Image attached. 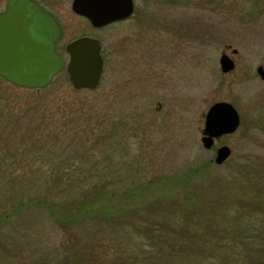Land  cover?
Instances as JSON below:
<instances>
[{
	"label": "rangeland",
	"instance_id": "obj_1",
	"mask_svg": "<svg viewBox=\"0 0 264 264\" xmlns=\"http://www.w3.org/2000/svg\"><path fill=\"white\" fill-rule=\"evenodd\" d=\"M133 2L132 17L100 28L71 2H40L61 26L65 58L76 37L100 41L95 88L74 89L65 69L40 89L0 78V264H242L247 257L252 241L234 240L227 229L264 219V80L256 72L264 68V0ZM226 45L239 53L230 74L218 63ZM221 100L240 124L207 149L204 116ZM221 145L231 153L217 164ZM92 168L100 171L90 177ZM57 169L77 188L60 193ZM101 179L108 202L88 204L96 208L90 213L74 206L65 225L39 207L11 216L28 197H45L61 214L60 204L90 197L88 182ZM125 190L131 194L120 196ZM137 212L165 216L166 237L151 242L136 231Z\"/></svg>",
	"mask_w": 264,
	"mask_h": 264
},
{
	"label": "water",
	"instance_id": "obj_2",
	"mask_svg": "<svg viewBox=\"0 0 264 264\" xmlns=\"http://www.w3.org/2000/svg\"><path fill=\"white\" fill-rule=\"evenodd\" d=\"M133 7V0H73L71 3L72 11L96 28L129 17ZM60 36L59 23L38 3L6 2L0 11V77L18 87L40 89L65 69L74 89L95 88L103 69L99 40L81 36L70 41L65 46L66 61L55 49ZM219 63L223 72L234 66L225 55ZM258 74L264 78L262 67H258ZM239 124V113L230 102H214L204 116L202 145L211 148L215 139L235 132ZM230 153L227 145L217 147L214 162L223 163Z\"/></svg>",
	"mask_w": 264,
	"mask_h": 264
},
{
	"label": "trees",
	"instance_id": "obj_3",
	"mask_svg": "<svg viewBox=\"0 0 264 264\" xmlns=\"http://www.w3.org/2000/svg\"><path fill=\"white\" fill-rule=\"evenodd\" d=\"M2 126H4V122L2 123V121L0 120L1 129H2ZM91 134H92V132H91ZM56 135H58V134L56 133ZM48 139H50L49 136H48ZM48 141H50V144L52 143L54 145V142L57 141V138L50 139ZM100 141H101V139H100ZM83 142H85V140H83ZM94 164H96V163H94ZM89 171H91L89 176L93 177L95 175L94 173H97L100 170H94L92 168ZM0 174H1V172H0ZM58 174H59V171L57 169V170H54L52 175H56L55 184H62V185L65 184L64 187L61 190H59L60 193L61 192H65L66 193L67 191H69L72 188H74V189L77 188V185H78L77 182L72 181L71 178L70 179H66V181H62L61 182L59 180V179H61V176L58 177ZM190 174L191 173H189V175L187 176V179L191 178ZM182 181H184V180H182ZM80 182L84 185L83 182H86V181H80ZM185 183L187 185L190 182L187 181ZM87 185L88 186L85 187L84 192L88 193L89 194L88 196H90V197L87 198V195L81 196L80 199L78 200V202L77 201L75 203L72 202L73 207L70 206V204H71L70 201L71 200L70 201L66 200V202H64V205L60 204V208L63 210V212L61 214H60V211H58L54 205H52L51 203H47L46 202L45 197H44V199H39V198H36V197H28L26 199H22L21 198V200L18 203L19 206H20L19 209H17L16 206L14 207V205L11 206V210L14 209L13 211H15V213H13L11 216H15L18 213H20V211H22L24 209V208H21V207H24V206H28V207H25V208H30L31 206L39 207V208H42L44 211L48 212L50 217L55 222H57L60 225H65L66 221L63 219L62 216H66L65 214L72 213L71 210L72 209L75 210L76 206H78V210L81 211L82 213L83 212L84 213H90V212L94 211L96 208H88V207H86L88 204H90V203L92 204V203H96V202H98V204H99L102 201V199L104 200V202L101 203V204H104V203L106 204L108 202V199H105L107 197V195H108L107 194V190L105 189L107 187V185H108V182L106 180H104V179L95 180L92 183L88 182ZM147 185H149V183H147ZM36 191H38V190H35V192ZM26 193L29 194V192H26ZM130 194H131V192H128L127 190H125L122 194H120V196H129ZM20 195L23 196V195H25V193L24 194H20ZM70 199H73V198H70ZM24 200H28V201L25 202ZM127 200H128V197H125V198L122 199L124 204H126ZM32 201L33 202L35 201V202L32 204ZM98 204H93V205L98 206ZM99 206H101V205H99ZM187 214L189 215V213H187ZM158 215H160V214L157 213V214H151V215H149L147 217H142V216L138 215V212L135 214V218H136L134 220L135 223L133 222V226H134L135 230L140 232V233H142V234L145 233L147 235L145 237H147L148 240L151 241V242H152V240L155 237H157V238L166 237L165 236L166 232L162 229V226L160 225V221H159V220L165 221L163 219H166V217L162 216L163 219L162 218L159 219L160 217H158ZM6 217H8V216L6 215ZM3 218H4V216H3ZM150 218H152L154 220L150 221ZM136 221L138 222L137 224H136ZM0 222H1V220H0ZM143 222H144V226H142ZM1 224H3V223H1ZM68 224H72V223L69 222ZM227 230H228V232H230L232 234V236L234 237V240L247 239L249 241H252L251 242L252 245H250V246L249 245H244L246 247V250H245L246 252L245 253H246L247 257H243L242 258L244 260V262L242 264H264V219H260L259 221H255L253 223V225L248 224V227L243 228V229H236L235 231H231L229 229H227ZM222 231H223V228L219 227L218 231L216 233H220ZM221 235H222V238H225V233H223ZM151 242H150V244H151ZM235 246H238V245L235 244ZM172 248H174L173 245H171V249ZM158 252H160V248H159ZM235 255H236L237 260H238V258H240V257L238 256V252L237 251H235ZM92 261L93 262L91 264H95L96 263V258H94V260H92Z\"/></svg>",
	"mask_w": 264,
	"mask_h": 264
},
{
	"label": "flooded vegetation",
	"instance_id": "obj_4",
	"mask_svg": "<svg viewBox=\"0 0 264 264\" xmlns=\"http://www.w3.org/2000/svg\"><path fill=\"white\" fill-rule=\"evenodd\" d=\"M9 0H3L2 2H4V5H3V7L0 9V11H2V10H4V8H5V4H6V2H8ZM24 0H20V2H23ZM33 2H36V3H38L40 6H42L43 8H45L47 11H49L52 15H53V17L56 19V21L58 22V20H57V18H56V16L54 15V13L51 11V10H49L47 7H45V5L44 4H42V3H40V2H72L73 0H32ZM133 12H134V10H133ZM133 15L131 14L129 17H127V18H125V19H122V20H117V21H114V22H125L126 20H128L130 17H132ZM59 23V22H58ZM113 23V22H112ZM111 24V23H110ZM60 25V24H59ZM61 27V26H60ZM61 38H62V30H61V36H60V38L57 40V42H56V45H55V49H56V51L59 53V51H58V49H59V44H60V41H61ZM77 38V37H76ZM75 39V38H74ZM73 39V40H74ZM66 46V45H65ZM65 48V47H64ZM101 52H102V50H101ZM61 54V53H60ZM102 54V53H101ZM238 50L237 49H235V48H232L230 45H226L225 46V48L224 49H222L221 51H220V55H219V58H218V63H219V61H220V59H221V57L223 56V55H225V56H227L232 62H233V68L232 69H230L229 71H227V72H223V71H221V68H220V63H219V70L222 72V73H224V74H230V73H232L233 72V70H234V68H235V64H236V60H235V58H234V56H238ZM103 57V56H102ZM103 63H104V58H103ZM258 67H262V69H263V72H264V68H263V65H258L257 67H256V72H257V74H258ZM258 76H259V78L260 79H262V80H264V78H261L260 77V75L258 74ZM221 101H224V100H221ZM218 102V101H217Z\"/></svg>",
	"mask_w": 264,
	"mask_h": 264
}]
</instances>
